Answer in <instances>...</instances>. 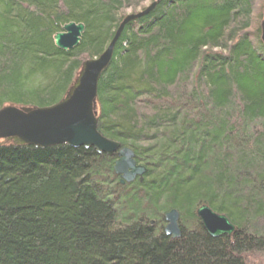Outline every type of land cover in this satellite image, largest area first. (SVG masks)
<instances>
[{"label": "trees", "instance_id": "16d2710c", "mask_svg": "<svg viewBox=\"0 0 264 264\" xmlns=\"http://www.w3.org/2000/svg\"><path fill=\"white\" fill-rule=\"evenodd\" d=\"M145 1L0 0V108L60 102ZM156 1L126 23L98 83V129L134 151L143 179L123 183L117 153L0 139V264H248L264 251L256 0ZM70 22L85 30L63 50L54 36ZM203 204L236 231L209 234ZM173 208L176 238L163 230Z\"/></svg>", "mask_w": 264, "mask_h": 264}, {"label": "water", "instance_id": "95a60500", "mask_svg": "<svg viewBox=\"0 0 264 264\" xmlns=\"http://www.w3.org/2000/svg\"><path fill=\"white\" fill-rule=\"evenodd\" d=\"M157 4L153 2L144 10L125 16L105 51L96 58L87 59L67 95L58 103L47 107L6 105L0 108V139L17 145L50 147L68 144L72 147H94L99 153H117L114 170L122 176V182H132L147 172L139 164L130 147L108 138L98 129V83L103 72L109 67L116 42L126 23L149 13ZM85 30L84 23L70 22L54 36L55 44L63 50L76 47ZM264 40V22L262 24ZM197 213L204 228L212 236L232 235L236 226L224 214L203 204ZM180 213L172 209L166 214L170 221L168 232L174 238L181 236ZM168 233V234H170Z\"/></svg>", "mask_w": 264, "mask_h": 264}, {"label": "rangeland", "instance_id": "374dc122", "mask_svg": "<svg viewBox=\"0 0 264 264\" xmlns=\"http://www.w3.org/2000/svg\"><path fill=\"white\" fill-rule=\"evenodd\" d=\"M152 0H146L143 3V7H148L152 4ZM255 5V14H254V21H253V28L257 27L258 25L263 24L264 22V0H256ZM142 8L135 9L136 11L142 10ZM133 9H128L125 14L135 13L136 11ZM263 39V38H262ZM86 61V60H85ZM248 264H264V251H252L245 255Z\"/></svg>", "mask_w": 264, "mask_h": 264}, {"label": "bare ground", "instance_id": "6f19581e", "mask_svg": "<svg viewBox=\"0 0 264 264\" xmlns=\"http://www.w3.org/2000/svg\"><path fill=\"white\" fill-rule=\"evenodd\" d=\"M140 11H142V10H140ZM140 11H138V12H140ZM117 158H118V156H117ZM117 160V159H116ZM116 162V161H115ZM118 175H120V174H118ZM121 176V175H120ZM122 177V176H121ZM139 176H137L136 178H138ZM173 209H176V208H173ZM172 209H170L169 211H167L166 212V214L168 213V212H170ZM166 214H165V224H164V226H163V230H164V232L166 233V234H168V233H170V232H168V229H169V227H170V221L168 220V219H166ZM221 214H224V213H221ZM224 215H226V214H224ZM199 216V215H198ZM200 218V217H199ZM201 220V219H200ZM234 224V223H233ZM235 225V224H234ZM168 235H171L172 236V233H170V234H168Z\"/></svg>", "mask_w": 264, "mask_h": 264}]
</instances>
